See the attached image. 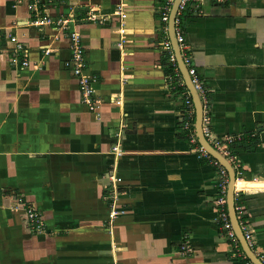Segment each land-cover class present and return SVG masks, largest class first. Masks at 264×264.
Wrapping results in <instances>:
<instances>
[{
    "label": "crops",
    "instance_id": "crops-1",
    "mask_svg": "<svg viewBox=\"0 0 264 264\" xmlns=\"http://www.w3.org/2000/svg\"><path fill=\"white\" fill-rule=\"evenodd\" d=\"M172 2L0 0V264H252L219 226V166L182 127ZM177 25L213 135L239 141V204L264 256V0H193ZM73 36L94 109L65 64Z\"/></svg>",
    "mask_w": 264,
    "mask_h": 264
},
{
    "label": "built area",
    "instance_id": "built-area-1",
    "mask_svg": "<svg viewBox=\"0 0 264 264\" xmlns=\"http://www.w3.org/2000/svg\"><path fill=\"white\" fill-rule=\"evenodd\" d=\"M35 1V0H34ZM173 1V0H169ZM193 0H180V3L178 5V10H177V17L175 19V36H176V41L178 43L179 49L182 54V59L184 64L187 67L188 74L190 76L191 82L196 89L202 103L203 107V122H202V131L204 133L205 138L208 140V142L216 148L222 155H224L229 162L232 164V167L235 171L236 174V181L240 178L242 174V165L238 157L230 152V149L228 148V143L230 142L231 138L229 137H217L214 136L212 133V130L209 125V99H208V94L207 90L204 87L201 79L199 78L196 70L194 67L191 66L190 62V57L187 54V44L185 42L184 35L182 33V30L180 27L177 25L178 24V15L180 12H182L187 3L191 2ZM217 1H224V0H217ZM35 7V19L33 20V23L36 25H41L43 23H48L50 21V18L47 15L41 14L40 11L37 9L36 4L32 5ZM87 19L89 20H97L98 17L95 13H89L86 16ZM168 15L166 13L163 14L162 19L167 20ZM9 40L13 44V50L17 52H23L22 57H26L25 49L22 48V44L19 43L14 35L9 36ZM164 49L168 51V60L172 64L173 67H175V76H180V73L177 68L176 60L174 53L172 51V47L170 42L167 40L163 44ZM70 48L72 50L71 58L65 63L67 66L71 67L72 73L78 77L79 84L81 86L80 88V93H81V100L83 103H85L87 106H89L90 109H94L95 103L99 102V100H94L93 99V88L91 84L89 83L88 80L85 78L81 77V71L84 66L82 62V45L79 42L78 37L73 36L72 37V42L70 44ZM45 52H48L46 49ZM17 54V53H16ZM15 56V54H13ZM14 60V58H13ZM21 66H26L28 64L27 60L23 59L20 60ZM180 116L182 118V127L187 131L189 140L191 142H196V136H195V131H194V105L190 96V93H187L184 101H183V106L180 110ZM197 151L204 156L212 158L205 150L204 148L199 144ZM212 160L219 166L220 168V182H219V192H218V197L216 200V211H217V219L220 228L223 230V234L225 238L229 240V242L233 245L234 249L238 254L243 256L244 258L246 257L245 254L243 253L239 242L237 240V237L235 236V233L232 229L231 222L228 216L227 212V207H226V190H227V183H228V175L226 170L214 159ZM239 192V189L236 188L235 190V198L237 193ZM20 201V198H18ZM235 212H236V217L238 220V224L242 230L243 236L248 244V246L255 252L253 249L254 246V238H253V233L252 230L245 218V210L244 207L240 204H235ZM25 214L26 218L28 220V224L30 227L34 230H41L42 229V218L36 212L35 209L32 207H27L25 208ZM112 216L114 214H111ZM110 215V216H111ZM181 250L183 251H189L190 248L186 245L183 244L180 247ZM255 254L258 256V258L264 263V256L262 254L256 253Z\"/></svg>",
    "mask_w": 264,
    "mask_h": 264
},
{
    "label": "water",
    "instance_id": "water-1",
    "mask_svg": "<svg viewBox=\"0 0 264 264\" xmlns=\"http://www.w3.org/2000/svg\"><path fill=\"white\" fill-rule=\"evenodd\" d=\"M179 3H180V0H173L172 2V6L170 9L169 18H168V35L171 41L177 67L180 73L182 74V77L189 90V93H190V96H191V99L194 105L195 136H196L198 143L204 148V150L212 158H214L227 172L228 183H227V190H226V207H227V212H228V216L231 222L232 229L235 233V236L237 237V240L239 242V245L243 253L245 254L246 258L252 264H264L255 254V252L248 246L243 236L242 230L238 224V220H237L236 212H235L236 174L232 167V164L229 162V160L224 155H222L216 148H214L208 142V140L205 138L204 133L202 131L203 107H202L201 99L191 82L190 76L187 71V67L183 62L182 54L179 49L178 43L176 41V36H175V19L177 17V10H178Z\"/></svg>",
    "mask_w": 264,
    "mask_h": 264
},
{
    "label": "trees",
    "instance_id": "trees-1",
    "mask_svg": "<svg viewBox=\"0 0 264 264\" xmlns=\"http://www.w3.org/2000/svg\"><path fill=\"white\" fill-rule=\"evenodd\" d=\"M171 67H172L171 65L167 66L166 67V71L169 72L171 70ZM255 143H256V141L253 138L252 139L250 138V145H254ZM227 145H228V148L230 149V152L234 154L235 147H237L239 145V141H231ZM240 195H241L240 192H238L237 195H236V198H235V204L236 205L240 203L239 202V196ZM244 259H245L246 262L249 263V260L246 257Z\"/></svg>",
    "mask_w": 264,
    "mask_h": 264
},
{
    "label": "bare ground",
    "instance_id": "bare-ground-1",
    "mask_svg": "<svg viewBox=\"0 0 264 264\" xmlns=\"http://www.w3.org/2000/svg\"><path fill=\"white\" fill-rule=\"evenodd\" d=\"M235 186H236V183H235Z\"/></svg>",
    "mask_w": 264,
    "mask_h": 264
}]
</instances>
